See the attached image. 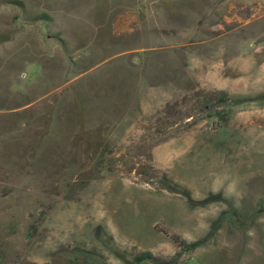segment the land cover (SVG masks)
Instances as JSON below:
<instances>
[{
    "label": "rangeland",
    "instance_id": "rangeland-1",
    "mask_svg": "<svg viewBox=\"0 0 264 264\" xmlns=\"http://www.w3.org/2000/svg\"><path fill=\"white\" fill-rule=\"evenodd\" d=\"M0 264H264V0H0Z\"/></svg>",
    "mask_w": 264,
    "mask_h": 264
},
{
    "label": "trees",
    "instance_id": "trees-1",
    "mask_svg": "<svg viewBox=\"0 0 264 264\" xmlns=\"http://www.w3.org/2000/svg\"><path fill=\"white\" fill-rule=\"evenodd\" d=\"M144 256H147L148 254H143Z\"/></svg>",
    "mask_w": 264,
    "mask_h": 264
}]
</instances>
